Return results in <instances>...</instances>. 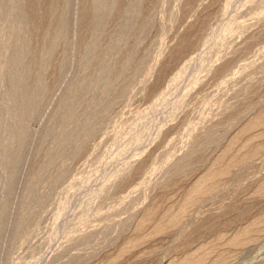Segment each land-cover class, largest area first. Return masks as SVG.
<instances>
[{
	"label": "rangeland",
	"instance_id": "374dc122",
	"mask_svg": "<svg viewBox=\"0 0 264 264\" xmlns=\"http://www.w3.org/2000/svg\"><path fill=\"white\" fill-rule=\"evenodd\" d=\"M263 115L264 0H0V264H264Z\"/></svg>",
	"mask_w": 264,
	"mask_h": 264
},
{
	"label": "bare ground",
	"instance_id": "6f19581e",
	"mask_svg": "<svg viewBox=\"0 0 264 264\" xmlns=\"http://www.w3.org/2000/svg\"><path fill=\"white\" fill-rule=\"evenodd\" d=\"M262 119H264V115L262 116ZM249 152V151H248ZM224 169V168H223ZM222 169V170H223ZM224 171V170H223ZM209 173V172H208ZM214 174V173H213ZM209 175V174H208ZM204 181V180H203ZM192 190H190V192H188V195H186V200H185V202L187 203L188 201L189 202H191L193 199L192 198H194V197H192V194L194 193V192H196V191H198L199 189H200V187H199V185H195L194 187H192L191 188ZM194 196V195H193ZM193 202V201H192ZM183 206H185L186 204L184 203V204H182ZM173 212V211H172ZM177 213V212H176ZM174 214L173 213V215L172 214H170L171 215V219H169L170 221L171 220H174V219H176L177 220V214ZM180 214V213H179ZM163 216V215H162ZM264 220V219H263ZM255 222V221H254ZM261 224V223H260ZM252 225V224H251ZM253 225H254V223H253ZM159 226H161V224L159 225ZM160 228V227H159ZM248 229H249V227H246L241 233H239V234H237L233 239H232V241H234V242H237V241H242V240H244V238H245V234H246V232L248 231ZM132 244V243H131ZM125 245V244H124ZM130 245V244H129ZM122 247V246H121ZM193 254V253H192ZM222 254V253H221ZM202 256V255H201ZM225 257V256H224ZM187 257H185L184 258V260L182 259H180L178 262H175V264H187V262L188 261H190V259H192L191 261H199V258H200V256H198L197 255V253H196V255L194 254V255H191V257H188L187 258V260H185ZM217 260V259H216ZM201 261V260H200ZM112 262V261H111ZM190 263V262H189ZM188 263V264H189Z\"/></svg>",
	"mask_w": 264,
	"mask_h": 264
}]
</instances>
